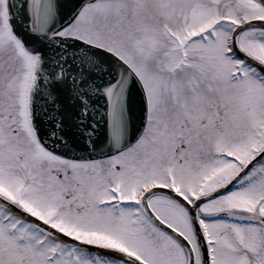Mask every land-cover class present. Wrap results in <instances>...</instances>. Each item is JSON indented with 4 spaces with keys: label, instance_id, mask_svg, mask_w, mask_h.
Here are the masks:
<instances>
[{
    "label": "snow or ice",
    "instance_id": "snow-or-ice-1",
    "mask_svg": "<svg viewBox=\"0 0 264 264\" xmlns=\"http://www.w3.org/2000/svg\"><path fill=\"white\" fill-rule=\"evenodd\" d=\"M0 264H264V0H0Z\"/></svg>",
    "mask_w": 264,
    "mask_h": 264
}]
</instances>
